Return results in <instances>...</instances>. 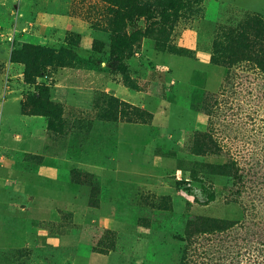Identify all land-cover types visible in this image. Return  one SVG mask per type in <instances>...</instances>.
<instances>
[{"label": "rangeland", "instance_id": "1", "mask_svg": "<svg viewBox=\"0 0 264 264\" xmlns=\"http://www.w3.org/2000/svg\"><path fill=\"white\" fill-rule=\"evenodd\" d=\"M187 246L264 257V0H0V264Z\"/></svg>", "mask_w": 264, "mask_h": 264}, {"label": "trees", "instance_id": "2", "mask_svg": "<svg viewBox=\"0 0 264 264\" xmlns=\"http://www.w3.org/2000/svg\"><path fill=\"white\" fill-rule=\"evenodd\" d=\"M242 32H243V28L229 30L230 39L233 40L232 42H234L237 38H241L242 37ZM240 53H242V51H240ZM36 94H35V99H36V101L39 102L41 94L38 93L37 96H36ZM202 225H203L202 227L204 229H206L208 231H212V232L223 231V230H225L228 227V223L226 221H224V220H206V221H202ZM229 227H230V225H229ZM188 235H189V233H187V236ZM189 251L190 250H189L188 246L185 247V249H184V257L182 258L181 264H187V257L188 256L192 257L194 255L193 253L191 254V251L189 253ZM204 254H205V252L201 256L199 255V258L205 257ZM221 260H222L221 257L215 258L213 263L214 264H223V263H221ZM255 263L256 264H264V257L262 258V262H258L257 263L255 261ZM228 264H233V262H229Z\"/></svg>", "mask_w": 264, "mask_h": 264}]
</instances>
